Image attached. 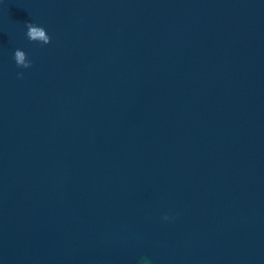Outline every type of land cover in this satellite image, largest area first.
Wrapping results in <instances>:
<instances>
[{
    "label": "water",
    "instance_id": "1",
    "mask_svg": "<svg viewBox=\"0 0 264 264\" xmlns=\"http://www.w3.org/2000/svg\"><path fill=\"white\" fill-rule=\"evenodd\" d=\"M0 264H264V0H0Z\"/></svg>",
    "mask_w": 264,
    "mask_h": 264
},
{
    "label": "clouds",
    "instance_id": "2",
    "mask_svg": "<svg viewBox=\"0 0 264 264\" xmlns=\"http://www.w3.org/2000/svg\"><path fill=\"white\" fill-rule=\"evenodd\" d=\"M27 26L30 29V35L31 36H37V35H40L41 34V32L39 31V29L35 25L28 24ZM17 56H19V53H17ZM162 219L168 220L169 219V216L166 214V215L163 216Z\"/></svg>",
    "mask_w": 264,
    "mask_h": 264
}]
</instances>
